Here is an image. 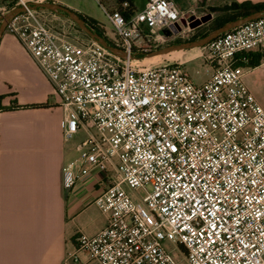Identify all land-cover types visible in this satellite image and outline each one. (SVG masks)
Here are the masks:
<instances>
[{
	"label": "built area",
	"instance_id": "built-area-1",
	"mask_svg": "<svg viewBox=\"0 0 264 264\" xmlns=\"http://www.w3.org/2000/svg\"><path fill=\"white\" fill-rule=\"evenodd\" d=\"M29 4L0 0V18L22 9L5 33L49 82L63 137L84 134L61 170L65 195L86 185L107 218L76 233L63 264H183L165 242L187 264H264V108L244 82L252 54L264 61V17L202 47L206 78L195 83L183 62L136 58L180 32L172 0L100 4L124 58L65 40Z\"/></svg>",
	"mask_w": 264,
	"mask_h": 264
},
{
	"label": "crops",
	"instance_id": "crops-1",
	"mask_svg": "<svg viewBox=\"0 0 264 264\" xmlns=\"http://www.w3.org/2000/svg\"><path fill=\"white\" fill-rule=\"evenodd\" d=\"M183 1L195 5L199 0ZM252 57L258 64L244 82L264 108L255 93L264 85V61L256 52ZM41 104L46 107L36 108ZM64 117L49 82L4 32L0 38V264H63L73 252L76 233L92 236L106 225V216L89 204L86 185L80 184L67 196L63 191L62 167L77 155L76 144L68 145L71 140L62 135Z\"/></svg>",
	"mask_w": 264,
	"mask_h": 264
},
{
	"label": "rangeland",
	"instance_id": "rangeland-1",
	"mask_svg": "<svg viewBox=\"0 0 264 264\" xmlns=\"http://www.w3.org/2000/svg\"><path fill=\"white\" fill-rule=\"evenodd\" d=\"M43 1V0H42ZM39 0H30V2H42ZM49 1V0H46ZM67 8L75 11L78 14L86 16L90 19L95 20L99 23L100 28L105 34L112 36L113 30L109 23L107 22L101 7L104 6L109 10L117 9L116 0H60ZM177 9L180 10V14L183 18L180 20V32L174 36L169 37L159 48L179 44L185 41L197 40L201 37L206 36L219 26L228 22L232 17H238V13L235 11L224 10L226 6H230L231 0H206L198 1L197 4H187L183 0H172ZM146 0H135V8L142 9L145 5ZM70 5V6H67ZM76 9V10H74ZM187 12L188 13H181ZM210 15V19L205 23L201 22L200 25L192 27L195 22L201 21ZM43 17L45 22L50 28L59 35H61L65 40L72 41H91L88 36L83 33L75 23H73L65 14L43 11ZM239 18V17H238ZM1 23V20H0ZM205 49L193 48L185 51L174 52L165 56L157 57L154 59H146L144 55L136 56L139 59V65L142 66H156L165 63L182 62L186 72L190 75L191 79L195 83H201L205 80V67L203 65V55ZM198 71V73H196ZM257 96L264 101V85H262L261 90L255 92ZM84 138L83 133L76 134L68 145L72 146L77 144ZM165 248L172 254L178 255V261L183 264H187L184 257L181 255L179 249L171 244L170 242L164 243Z\"/></svg>",
	"mask_w": 264,
	"mask_h": 264
},
{
	"label": "water",
	"instance_id": "water-1",
	"mask_svg": "<svg viewBox=\"0 0 264 264\" xmlns=\"http://www.w3.org/2000/svg\"><path fill=\"white\" fill-rule=\"evenodd\" d=\"M30 8L33 10H39V11H50V12H56V13H62L65 14L73 23H75L77 25V27L83 32L85 33L88 38L90 40H92L93 42L97 43L98 45H100L101 47H103L104 49L108 50L110 53L119 56L121 58L125 57V53L108 44V42L106 41V39L102 36H100L99 34H97L96 32H94L93 29H91L90 27H88V25L86 24V22L79 16L78 13H76L75 11L59 4L53 1H45L43 0L42 2H30ZM22 12L21 8H16L14 10H11L9 12H7L6 14H4L0 20V38L3 35V33L5 32V27L8 23V21L16 14ZM264 17V10H260V11H256L252 14H249L247 16L238 18L236 20H232L229 21L225 24H223L222 26L216 28L215 30H213L212 32H210L209 34H207L204 37H201L197 40H191V41H185L179 44H173V45H168L162 48H158L156 50H153L147 54L144 55V57L146 59H153V58H157V57H161V56H165L174 52H178V51H185V50H189V49H193V48H200V47H204L205 45H207L209 42H211L212 40H214L215 38H217L218 36L222 35L223 33L230 31L244 23H247L249 21L258 19ZM210 19V15L202 18L201 21H197L195 22V24L192 27H195L197 25H200L201 22L205 23L206 21H208Z\"/></svg>",
	"mask_w": 264,
	"mask_h": 264
},
{
	"label": "trees",
	"instance_id": "trees-1",
	"mask_svg": "<svg viewBox=\"0 0 264 264\" xmlns=\"http://www.w3.org/2000/svg\"><path fill=\"white\" fill-rule=\"evenodd\" d=\"M116 4H117V8H120L123 4H126L127 5L126 10L128 12L136 9L135 8V0H116ZM224 10L235 11L238 13V15H239L238 17L241 18V17L247 16L249 14H252L256 11L264 10V2L256 3V4L251 3V2H241V3L232 2L231 5L228 7L226 6V8ZM79 16L86 22L88 27L93 29L94 32H96L100 36L104 37L109 45H111V46L113 45L112 42L106 37L104 31H102V29L100 28V25L98 22H96L95 20L90 19L86 16H83L81 14H79ZM238 17H232L229 21L236 20V19H238ZM252 59H253V57H252ZM252 64L255 66L258 63L253 62V60H252ZM45 107H46V105H44V104L36 106V108H45ZM14 108L25 109V108H28V106H15Z\"/></svg>",
	"mask_w": 264,
	"mask_h": 264
},
{
	"label": "bare ground",
	"instance_id": "bare-ground-1",
	"mask_svg": "<svg viewBox=\"0 0 264 264\" xmlns=\"http://www.w3.org/2000/svg\"><path fill=\"white\" fill-rule=\"evenodd\" d=\"M154 59V58H153ZM150 60V59H149ZM183 63H185V61H182Z\"/></svg>",
	"mask_w": 264,
	"mask_h": 264
}]
</instances>
